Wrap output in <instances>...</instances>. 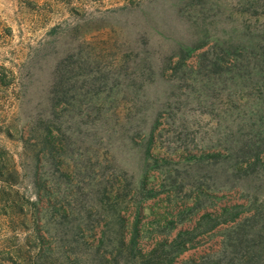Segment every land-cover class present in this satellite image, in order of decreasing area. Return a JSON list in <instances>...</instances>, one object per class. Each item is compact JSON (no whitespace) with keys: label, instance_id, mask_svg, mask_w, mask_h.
<instances>
[{"label":"rangeland","instance_id":"374dc122","mask_svg":"<svg viewBox=\"0 0 264 264\" xmlns=\"http://www.w3.org/2000/svg\"><path fill=\"white\" fill-rule=\"evenodd\" d=\"M0 66V264H264V0H0Z\"/></svg>","mask_w":264,"mask_h":264},{"label":"trees","instance_id":"16d2710c","mask_svg":"<svg viewBox=\"0 0 264 264\" xmlns=\"http://www.w3.org/2000/svg\"><path fill=\"white\" fill-rule=\"evenodd\" d=\"M9 76H12V73L9 72L4 66H0V93L1 90L6 88L7 86L14 83L15 78L12 76V78L8 79ZM140 234V231L138 229V222L134 226V237L132 240V245L135 246L136 240L138 239V236ZM188 235V234H187ZM183 236V234L179 235V239ZM185 244V243H184ZM174 246L178 245V240H176L173 244ZM183 248V247H182ZM136 250V249H135Z\"/></svg>","mask_w":264,"mask_h":264}]
</instances>
